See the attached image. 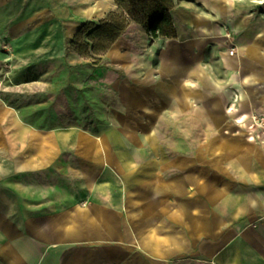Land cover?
Returning <instances> with one entry per match:
<instances>
[{"label":"crops","instance_id":"1","mask_svg":"<svg viewBox=\"0 0 264 264\" xmlns=\"http://www.w3.org/2000/svg\"><path fill=\"white\" fill-rule=\"evenodd\" d=\"M57 2L75 21L113 3L0 0V46L63 38L35 28ZM172 3L175 38L133 24L107 51L101 133L0 94V264H264V0ZM193 127L209 135L180 143Z\"/></svg>","mask_w":264,"mask_h":264},{"label":"rangeland","instance_id":"2","mask_svg":"<svg viewBox=\"0 0 264 264\" xmlns=\"http://www.w3.org/2000/svg\"><path fill=\"white\" fill-rule=\"evenodd\" d=\"M112 1L111 6L96 3L94 15L91 14L92 7L90 14H86L89 19L79 21L73 20L65 12V5L50 3L54 19L35 28L44 32L65 33L63 38L49 37L52 42L46 50L39 51V46L34 47L40 39L35 36L19 38L14 44L6 38L10 44L8 51L2 48L1 41L3 61L0 62V94L5 95L8 103L18 110L24 120L45 128L77 126L94 134L101 133L114 123L109 109L118 105V90L105 84L104 71L112 70L119 76L120 70L111 68L105 56L95 63L98 56L91 59L80 57L70 46L81 24L87 21L98 23L109 12L117 9ZM33 7H37V4ZM133 24L144 28L141 23L130 21L122 34ZM25 40L34 42L29 46V52H25ZM177 135L180 143L185 136L186 141L189 139L194 145L209 133L196 131L193 127L189 134L181 132ZM167 139L168 134H164L163 140Z\"/></svg>","mask_w":264,"mask_h":264},{"label":"trees","instance_id":"3","mask_svg":"<svg viewBox=\"0 0 264 264\" xmlns=\"http://www.w3.org/2000/svg\"><path fill=\"white\" fill-rule=\"evenodd\" d=\"M117 9L109 12L98 23L87 21L80 25L70 41L72 50L83 58L98 56L101 61L110 47L127 28L130 21L144 26L153 37L175 38L170 16L172 0H114Z\"/></svg>","mask_w":264,"mask_h":264},{"label":"built area","instance_id":"4","mask_svg":"<svg viewBox=\"0 0 264 264\" xmlns=\"http://www.w3.org/2000/svg\"><path fill=\"white\" fill-rule=\"evenodd\" d=\"M2 48L4 49V50H10V44H9V42H8V40L6 39V38H4L3 39V41H2ZM229 53L230 54H233V49H231L230 51H229Z\"/></svg>","mask_w":264,"mask_h":264},{"label":"bare ground","instance_id":"5","mask_svg":"<svg viewBox=\"0 0 264 264\" xmlns=\"http://www.w3.org/2000/svg\"><path fill=\"white\" fill-rule=\"evenodd\" d=\"M12 33H13V35L16 33V28L13 27V28L11 29V34H12Z\"/></svg>","mask_w":264,"mask_h":264}]
</instances>
